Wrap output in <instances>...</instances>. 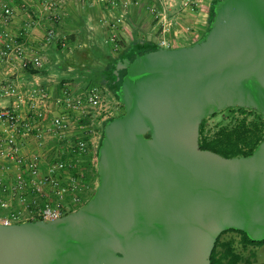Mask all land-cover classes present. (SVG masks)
<instances>
[{
	"label": "water",
	"instance_id": "1",
	"mask_svg": "<svg viewBox=\"0 0 264 264\" xmlns=\"http://www.w3.org/2000/svg\"><path fill=\"white\" fill-rule=\"evenodd\" d=\"M104 126L91 199L56 220L0 223V264H211L219 237L264 241V141L249 156L199 148L227 107L264 115V0H223L191 45L135 58Z\"/></svg>",
	"mask_w": 264,
	"mask_h": 264
},
{
	"label": "built area",
	"instance_id": "2",
	"mask_svg": "<svg viewBox=\"0 0 264 264\" xmlns=\"http://www.w3.org/2000/svg\"><path fill=\"white\" fill-rule=\"evenodd\" d=\"M12 1L0 0V23L4 26L9 24L15 13ZM142 1L99 0L111 12L108 18L102 17L101 22L107 26L108 41L114 52L119 50L122 34L128 30L127 16L134 8H139ZM68 2L69 0H49L45 3L44 10L49 12L50 17V25L43 38L46 45L57 40L55 24L60 21ZM23 5L25 7V3ZM145 5L159 27L161 36L157 45L161 48H171V43L165 34L178 24L180 15L171 17L169 13L175 5H179L178 13L193 11V1L147 0ZM186 30L189 32L190 28L187 27ZM59 44L62 50L70 49L67 39L59 40ZM44 63L45 59L40 54L29 56L23 41H20V35H14L7 29H0V98L11 100L10 105L0 106V173L8 174L15 165L23 168L26 174L9 184L0 180V209L4 211V213L0 212V223L4 225L36 218L56 220L82 203L77 196H73L69 203L64 201L65 196L70 192H76L77 189L79 191L76 183L80 176L69 173L72 163L58 160L44 171L37 156L26 155L24 152L26 139L33 131L40 134L44 129L48 135L63 137L77 126L78 134L75 136L74 146L80 154H83L87 152L85 136L91 135L96 120L103 115H109V119L116 116L105 109V101L98 88L92 87L84 96L75 97H72L69 89H63V96L56 98L54 102L71 110L78 122L75 121L74 124L62 114L46 122L47 114L52 109L53 97L50 92L38 82L24 89L7 80L14 68L23 72H37L43 68ZM90 117H95V120H92L90 125H86L85 118ZM90 142L93 145L91 138ZM59 172H62L64 177L60 176ZM44 190L53 192L55 199L43 198L37 194ZM13 201L17 202V206Z\"/></svg>",
	"mask_w": 264,
	"mask_h": 264
},
{
	"label": "crops",
	"instance_id": "3",
	"mask_svg": "<svg viewBox=\"0 0 264 264\" xmlns=\"http://www.w3.org/2000/svg\"><path fill=\"white\" fill-rule=\"evenodd\" d=\"M48 1L13 0L12 5L15 13L12 20L5 26L0 23V29H7L14 35H20V41H23L29 56L37 53L45 59L43 68L36 73L23 72L14 68L7 80L18 84L24 89H28L35 82H38L50 92L53 97L52 109L47 114L46 122H50L53 117L61 114L66 115L74 124L75 121L78 122L76 115L71 110L54 102L56 98L63 96V89H69L72 97H75L84 96L90 88L96 87L99 89L104 101L106 99L105 109L109 108L107 111H113L111 113L117 116L119 114V102L113 89L108 84L109 82L114 83L120 75L122 70L120 65H123V62L119 60L125 56H121L122 52L133 47L136 41L157 44L161 36L156 21L149 14L145 5L147 0H143L142 5L139 8H134L127 16L128 30L122 34V43L116 52L112 50L108 41L107 26L101 22V18H108V14L111 12L99 0H69L60 21L55 24V30L58 34L57 40L50 45H46L43 38L50 25V17L49 12L44 10V7ZM199 1L198 6L200 8L198 7L199 9L196 12H185L183 16L178 13L180 15L178 24L166 32L165 37L170 41L171 48L191 45L207 31L211 8L215 0H210L207 6L203 0ZM23 3H25V7ZM187 27L190 28L189 32L186 30ZM63 38L68 40L69 50H62L60 47L59 40ZM114 65H116L115 69ZM99 86H103V89ZM102 90H104L103 92L106 91L109 96L107 97ZM10 103L9 98H0V106H8ZM108 119L109 115H103L95 122L96 131H94V134L100 133L99 141L102 124ZM87 120L88 118H85V121ZM75 127V130L71 129L63 137L48 135L44 129L40 134L33 131L26 139L24 152L28 156H37L40 164L41 157L45 155L44 152L49 153L47 163L40 165L42 170L45 171L50 165L56 163L62 155L69 153L71 147L70 145L66 146V144L73 141L78 134V127ZM99 141L97 145H94L95 142L92 141L93 153L96 151ZM44 142L45 147H43ZM57 152L60 154L55 157ZM92 162L96 163L95 157H93ZM58 174L64 176L62 172ZM22 176H26L23 168L14 165L8 174L0 173V180L9 184ZM93 183L98 184V181L94 180L90 184L84 185V187L91 188ZM96 187L97 185L94 186V189ZM37 194L43 198H55V194L48 190ZM13 204L17 206V202L13 201ZM0 212L4 213L1 209Z\"/></svg>",
	"mask_w": 264,
	"mask_h": 264
},
{
	"label": "trees",
	"instance_id": "4",
	"mask_svg": "<svg viewBox=\"0 0 264 264\" xmlns=\"http://www.w3.org/2000/svg\"><path fill=\"white\" fill-rule=\"evenodd\" d=\"M221 1L223 0H215L213 3V6L211 8L210 22L207 30H209V28L211 27L215 16L216 8ZM160 48L161 47L157 44L136 41L133 47L128 48L122 52L121 56H125L119 61H122L123 64L130 65L135 60V58L142 56L150 51H156ZM115 68L116 65H114V69ZM125 74L126 69H122L120 71L118 79L114 83L109 82L108 84V86L113 89L118 102L119 93ZM120 106L124 111V107L121 104ZM120 115L112 117L103 122L101 127L100 140L103 136L105 124L111 122L114 118ZM219 116L220 122L218 128L214 131L210 130L209 121ZM85 122L86 121H84V123ZM85 141L87 143V152L80 154L76 147L73 146V148L69 149V153L67 155H62L59 160L72 163V167L70 168L69 173L73 176H79V174H81L83 185H88L94 180L98 181L97 153L98 147L100 146V141L94 153L93 145L90 142L89 135L85 136ZM263 141L264 115L258 110L245 107H227L224 110L219 111L216 114L204 119L199 129V148L202 150H210L225 158L249 156L257 149V147ZM93 157H96V163L92 162ZM94 193L87 199L85 198L83 200L82 198V203L79 207H81L89 199H91ZM75 209L66 212L65 215L71 213ZM34 220H41V218H36ZM229 232H235L240 235L239 243L243 246L244 249H247L249 246L264 245V241H252L244 232L235 230L226 231L219 237L215 245L214 251L211 255V264H252L251 258L255 257L254 252H252L250 256H244L242 253L236 251L234 246V239L224 241L221 240L222 236Z\"/></svg>",
	"mask_w": 264,
	"mask_h": 264
},
{
	"label": "rangeland",
	"instance_id": "5",
	"mask_svg": "<svg viewBox=\"0 0 264 264\" xmlns=\"http://www.w3.org/2000/svg\"><path fill=\"white\" fill-rule=\"evenodd\" d=\"M193 1V8H194V10L193 11H190V10H188V11H181V12H179V14H182V16L183 15H185L184 13L185 12H196L200 7L198 6L199 4H200V1L199 0H192ZM204 2H205V5L207 6V4L210 2V0H203ZM178 2H179V0H178ZM179 5H175L172 9H171V11H170V16L171 17H176L177 15H178V11H179V7H178ZM199 7V8H198ZM183 18H185V17H183ZM184 20H186V18L184 19ZM135 33H137L136 31H134ZM203 35V34H202ZM100 85V84H99ZM99 88H101V89H103V86H99ZM104 90H102V92H103ZM103 93H105V95L108 97L109 95L106 93V91L105 92H103ZM105 101H106V99H105ZM108 106H109V103H108ZM119 114L118 115H120V114H122L124 111H123V109H122V107L120 106V103H119ZM109 109V108H108ZM110 112H113V111H110ZM92 120H95V117H90L87 121H86V125H90L91 123H92ZM219 122H220V116L219 117H216V118H214V119H211L210 121H209V128H210V130H212V131H214L215 129H217L218 128V126H219ZM95 126V125H94ZM76 128V127H75ZM75 128L73 127V130H75ZM91 131H92V133H91V135H90V138H91V140L92 141H94L95 143H94V145H97V143H98V141H99V135H100V133L99 134H94L93 133V131H96V127H93L92 129H91ZM44 141H45V139H44ZM76 144V139H74L73 141H70V142H68L67 144H66V146L67 145H70V147L71 148H73V146ZM66 146H65V148H66ZM43 147H45V142L43 143ZM62 147V146H61ZM61 149H63V148H61ZM46 150V149H45ZM66 151V150H65ZM44 156H42L41 157V159H40V162H41V164L43 165H45L46 163H47V161H48V158H49V153H46V151L44 152ZM59 152H57L56 154H55V157H58L59 156ZM40 164V165H41ZM43 168H44V166H42ZM79 179H78V181H77V186H78V188H79V191H78V189H77V191L76 192H70L68 195H66L65 196V203H69L70 201H71V199H72V197L73 196H77V197H79L81 200H82V198H83V200L86 198H88V197H90L94 192H95V189H94V186H96V185H98V184H94L93 183V187H91V188H86V186L84 187V185H83V183H82V179H80L81 178V174H79ZM62 177H64V176H62ZM54 197V196H53ZM52 197V198H53ZM55 199V198H54ZM230 239H234L235 240V249H236V251L237 252H239V253H242L244 256H250L251 255V253L252 252H254L255 253V257H252L251 258V260H252V264H264V245H262V246H249L247 249H244L243 248V246L239 243V240H240V235L238 234V233H235V232H229V233H227V234H225V235H223L222 236V238H221V240L222 241H224V240H230Z\"/></svg>",
	"mask_w": 264,
	"mask_h": 264
}]
</instances>
